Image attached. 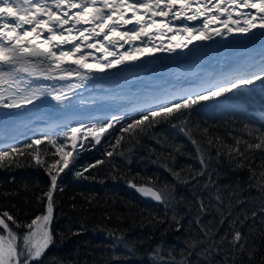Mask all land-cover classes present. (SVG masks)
Here are the masks:
<instances>
[{"label":"snow or ice","instance_id":"6c2138e0","mask_svg":"<svg viewBox=\"0 0 264 264\" xmlns=\"http://www.w3.org/2000/svg\"><path fill=\"white\" fill-rule=\"evenodd\" d=\"M157 17L162 19L157 20ZM197 19H201L199 27L183 22L180 25L173 23ZM77 25L84 27L77 28ZM126 25L132 27L125 28ZM257 32L261 41L258 57L242 58L235 68L208 76L189 89L170 94L167 99H154L139 119L121 129L123 133L154 126L160 120L170 119L181 111L187 112L201 102L217 99L256 81H264V0H0V110H3L0 119H8L12 114L18 117L30 108L42 105L46 98L55 102L49 104L53 110H71L74 99L79 97L78 90L93 78V73L120 69L157 53L191 50L189 46L195 42L204 43L216 37L227 40L230 36L247 37L249 34L255 38ZM101 36L102 41L95 39ZM112 37L118 39L113 40ZM86 41L92 42L85 44ZM137 41L139 43H134ZM62 45L72 47L64 48ZM124 45L129 47L119 51ZM85 47L104 55L97 57L91 52H84ZM90 56L92 62H88ZM34 81L57 83L44 85ZM103 102L115 104L117 98ZM80 103L83 105L85 101L81 99ZM96 103L93 100L90 105ZM74 116L83 118H69L55 125L53 134L34 135L24 149L11 145L7 150H0V165L5 162L8 166L14 165L18 157L28 155L38 166L45 168L49 177L48 187L37 197L43 212L30 222L22 225L9 211H0V229L3 230L0 234V264H42L46 250L55 242L51 223L54 220L55 193L62 190L60 177L69 169L75 155L86 147L85 141L99 144L105 133L124 118L118 111H109L103 116L85 113H75ZM244 131L256 140L255 143L243 141L249 150L264 149V131L258 135L250 128ZM204 132L207 133V129ZM59 138H63V142H58ZM121 139L123 137L117 139V145ZM241 142L242 138L236 136L235 144L229 146L230 158L244 156L239 147ZM42 144L50 145L54 151H49L47 147L41 149ZM208 144L213 146L212 139L208 140ZM220 154L218 150L217 155ZM106 155L111 157L113 152L109 151ZM102 163L104 161H97L90 167ZM200 163L207 164L203 155ZM237 163L240 161L237 160ZM203 174L202 170L199 175ZM138 191L165 206L169 205L170 191L151 187H142ZM208 207L201 201L199 211L205 213ZM216 207L221 215L219 224L222 225L225 215L231 216L232 213L226 212L219 197ZM261 212H264V206ZM256 216L257 212L253 211V222ZM244 219H248L247 214ZM173 220L179 230V221L175 216ZM8 222L25 227L27 232L18 235ZM196 223L201 225L203 232L202 246L185 254L197 256L196 264H217L216 257L221 253L226 259L219 264H238V257L239 264H243L245 253L251 264L255 250L247 244L244 234L237 227V218L229 221L232 231L219 240L210 237L213 229L204 228L201 220L197 219ZM196 247L189 245L190 249ZM154 257L157 261L162 259L159 248L155 250ZM171 264L191 262L185 258L173 260Z\"/></svg>","mask_w":264,"mask_h":264},{"label":"trees","instance_id":"16d2710c","mask_svg":"<svg viewBox=\"0 0 264 264\" xmlns=\"http://www.w3.org/2000/svg\"><path fill=\"white\" fill-rule=\"evenodd\" d=\"M144 110L123 118L99 144L85 141L86 147L78 155L74 153L75 159L59 179L62 190L55 193L51 223L55 242L46 250L42 264H171L185 258L196 264L197 256L185 254L202 246L197 219L204 228L213 229L210 237L219 240L232 231L229 221L233 218L255 250L251 264H264V149L249 150L243 143L256 142L245 128L257 135L264 131V81L201 102L154 126L123 133L121 129L139 119ZM42 129L37 127L14 145L24 149L34 135L53 134ZM236 136L242 138L239 147L244 156L232 159L229 146L235 144ZM40 147L54 151L50 145ZM109 151L111 157L106 155ZM202 155L206 165L200 163ZM97 161L104 163L90 167ZM86 167L88 171H84ZM202 170L204 174L199 175ZM48 182L45 168L31 156L18 157L11 166L7 162L0 165V211H9L22 225L30 222L43 212L37 197ZM137 186L170 191L169 205L145 200L135 192ZM217 197L223 200L226 212L232 213L225 215L222 225ZM201 201L209 206L205 213L199 211ZM253 211L257 212L255 222ZM8 223L18 235L27 232L25 227ZM190 244L197 247L190 249ZM158 248L159 261L154 257ZM223 259L221 253L217 264ZM243 264H249L246 253Z\"/></svg>","mask_w":264,"mask_h":264},{"label":"bare ground","instance_id":"6f19581e","mask_svg":"<svg viewBox=\"0 0 264 264\" xmlns=\"http://www.w3.org/2000/svg\"><path fill=\"white\" fill-rule=\"evenodd\" d=\"M156 19L160 20L162 18L157 17ZM198 21H201V19H197L195 21L177 20L173 23L174 25H180L183 22L199 27L201 23L197 25ZM80 27L84 26L77 25V28ZM131 27L132 25L125 26V28ZM44 35L47 36V33L45 32ZM85 35H87V33H85ZM95 39L102 41L103 37H96ZM111 39L116 40L118 38L112 37ZM79 42L80 41H76V43ZM87 42L91 43L92 41H86V43ZM37 43H39V41ZM53 43H57V41H53ZM119 43L123 44L124 42L119 41ZM134 43H139V41ZM155 43H159V41H155ZM62 47L71 48L72 45H62ZM128 47L129 45H124V48H120L119 51H124ZM189 48L191 50H177V52L172 54L164 52L157 53L155 56L151 57L145 56L140 61L134 64H126L120 69L110 70L102 74L93 73V78L88 81L87 84L90 87H96L100 85L105 88V90L111 91L113 89H119L121 86H136L141 83L145 84V82L156 81L159 78H165L166 80L164 90L166 92H162L160 95L162 97H166L167 94L175 92L179 93L180 91V85L177 80L178 75L176 76L175 73H179V75L184 76L194 75L198 79H204L208 76H212L213 74H221L228 69L235 68L237 66V62L242 58L251 56L258 57L261 50V41L259 32H257L255 38H253L251 34H249L247 37L240 35L234 37L230 36L227 40L216 37L212 41L204 43L195 42L193 45H190ZM83 51L91 52L97 57H103L104 55L103 53L96 52L94 49L88 50L87 48H84ZM109 59H111V57H109ZM155 59H158L159 62H157ZM88 62H92L91 56L89 57ZM223 63L226 65V67L223 66ZM72 67L75 66L72 65ZM172 71L174 73L173 76H169L167 73ZM200 81H198L196 84H198ZM42 82L46 85L57 83L55 81ZM196 84L190 85L189 88ZM57 85L59 86V84Z\"/></svg>","mask_w":264,"mask_h":264},{"label":"rangeland","instance_id":"374dc122","mask_svg":"<svg viewBox=\"0 0 264 264\" xmlns=\"http://www.w3.org/2000/svg\"><path fill=\"white\" fill-rule=\"evenodd\" d=\"M200 23L201 21H198L197 25ZM155 60L159 62L158 59ZM223 66L226 67L224 63ZM167 74L173 76L174 73L172 71ZM175 74L178 75L177 80L180 85V90L185 88L188 89L189 86L187 85L191 83L196 84L200 81L194 75L184 76L179 75V73ZM165 80V78H159L156 81H149L145 82V84L141 83L136 86H121L119 89H113L111 91L105 90V88L100 85L90 87L86 83L83 88L78 90L79 97L74 99L73 108L67 111L63 109L53 110L49 108V104H55V102L51 101L50 98H46L42 105L38 104L36 108H30L18 117L15 114H12L8 119H0V142L5 140L16 141L18 138L34 132L37 127H40L42 131V128L53 131L55 125L63 123L69 118H83L81 116H74L75 113L103 116L109 111H118L124 118L127 115H133L137 111L146 109L149 106L147 103L151 102L155 95L166 92L164 90ZM34 82L44 84L42 81ZM112 98H117V103L112 104L103 102L111 101ZM81 99L85 101V104L81 105ZM93 100L97 101L94 106L90 105V102ZM2 111L3 110H0V112ZM0 234H3L2 229H0Z\"/></svg>","mask_w":264,"mask_h":264},{"label":"water","instance_id":"95a60500","mask_svg":"<svg viewBox=\"0 0 264 264\" xmlns=\"http://www.w3.org/2000/svg\"><path fill=\"white\" fill-rule=\"evenodd\" d=\"M88 43V42H87ZM85 44H86V42H85ZM86 48V47H85ZM89 50V49H88ZM215 71V70H214ZM214 73V72H213ZM177 76V75H176ZM199 80H202V79H200L199 78ZM190 85H193V83H191V84H189V85H187V86H190ZM175 93H177L178 94V92H175ZM172 94V93H171ZM170 94H167L166 95V97H162L160 94H158V95H155L154 96V98L152 99V101L154 100V99H157V98H159V99H162V100H164V99H167L168 98V96H169ZM151 102H149V103H147V105H149ZM14 143L13 142H6V143H0V148H2V147H7V146H11V145H13ZM148 188L147 186H137L136 188H135V192L137 193V194H139L141 197H143L145 200H147V201H150V202H153V203H156V204H160L159 202H157V201H154L150 196H146V195H144L142 192H140V191H138V189L139 188Z\"/></svg>","mask_w":264,"mask_h":264}]
</instances>
